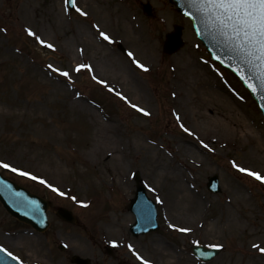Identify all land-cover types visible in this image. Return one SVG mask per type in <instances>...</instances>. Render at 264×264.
Instances as JSON below:
<instances>
[{"label": "rangeland", "instance_id": "rangeland-1", "mask_svg": "<svg viewBox=\"0 0 264 264\" xmlns=\"http://www.w3.org/2000/svg\"><path fill=\"white\" fill-rule=\"evenodd\" d=\"M146 1L150 15L141 9ZM174 24L183 27L184 45L166 54L164 35ZM28 28L54 47L28 35ZM80 64L91 70L77 72ZM213 118L238 128L224 134L220 126L219 133ZM195 132L217 138L196 140ZM186 140L198 148L188 149ZM0 162L11 165L0 167L5 175L51 201L43 232L0 205V246L23 264H73L74 254L90 264H142L134 251L150 264H264V254L252 247L264 246V183L233 167L235 162L264 175V117L169 0H75L73 10L64 0H0ZM153 162L163 170L155 171ZM171 168L186 182L170 186L173 196L185 199L183 215L164 213L176 176ZM136 172L156 204L159 228L133 236L128 201ZM213 174L218 193L205 186ZM192 201L198 202L193 210ZM57 207L69 209L75 224L62 221ZM194 244L223 247L202 262L191 253Z\"/></svg>", "mask_w": 264, "mask_h": 264}, {"label": "water", "instance_id": "water-1", "mask_svg": "<svg viewBox=\"0 0 264 264\" xmlns=\"http://www.w3.org/2000/svg\"><path fill=\"white\" fill-rule=\"evenodd\" d=\"M177 10L182 14L191 17L197 36L211 53L214 60L232 71L246 89L250 92L254 100L259 105L264 115V86L261 84L260 74L247 62L235 47V41L230 40L221 31L213 26V22L204 16L197 7L190 3V0H171ZM69 7L73 5L69 3ZM143 10L150 14L151 7L148 3L143 4ZM180 25H174L173 31L165 34L163 43L164 53L171 54L177 51L183 44L181 39ZM252 84L257 89L253 91L249 87ZM136 192L135 197L130 201L129 209L135 214V223L131 226V231L137 235L157 229L155 204L149 200L145 191L140 185L139 175H135ZM207 188L211 191H218L217 176L209 178ZM0 202L5 209L20 221L29 223L35 229L41 231L47 227L46 210L50 202L44 200L25 188L19 186L0 174ZM62 219L73 222L74 217L71 212L64 208L56 211ZM193 253L202 260H210L217 253L216 248L203 246H193ZM76 264H89L88 259L74 255L71 259ZM0 264H20L5 251L0 250Z\"/></svg>", "mask_w": 264, "mask_h": 264}, {"label": "snow or ice", "instance_id": "snow-or-ice-1", "mask_svg": "<svg viewBox=\"0 0 264 264\" xmlns=\"http://www.w3.org/2000/svg\"><path fill=\"white\" fill-rule=\"evenodd\" d=\"M64 3L65 5L71 3L75 6V0H64ZM190 3L196 6L198 11H200L204 16L209 18V20L213 22V26L218 28L222 34L227 36L230 40L235 41V47L240 54L247 59V62H249L256 69V71L259 72L261 84L264 86V0H190ZM76 10L80 12L81 15L87 16V13L83 12L81 9L77 8ZM27 33L28 35L35 37L41 44H45L46 47H54L51 43H46L44 40L40 39V37L37 36L31 28L27 29ZM99 35L105 41H111V38L107 33L100 31ZM128 55L132 56L133 54L129 52ZM135 63L139 68L145 71L148 70L139 60H136ZM48 67L52 69L53 66L49 65ZM81 69L91 70V66L87 64H80L77 66L76 71L79 72ZM53 70L63 77L70 79L68 71H63L59 68H55ZM99 83L106 85V82L103 80H100ZM249 87L252 88L253 91L257 90L252 84H249ZM111 90L112 89H110V91ZM116 94L120 96L121 99L125 100V102L130 103L132 108L144 115H150V113H148L144 108L128 101V98L123 96L121 93ZM177 118L179 119V117ZM181 127L184 128L183 125H181ZM184 131L188 132L189 130L184 128ZM201 144H203L205 148L208 147V145L204 144L203 141H201ZM0 167L10 168L11 165L0 162ZM233 167H235L239 172L246 173L247 175L264 183V175H261L260 172L241 167L235 162H233ZM12 171L15 172L18 170L16 168H12ZM22 174L25 176L30 175V173L27 172ZM33 179H36V177H33ZM49 187L52 186L49 185ZM54 190L59 192V189ZM59 194L65 195L63 192H60ZM171 227L176 228L177 226L171 225ZM178 230L181 232L190 231L188 228H179ZM115 243L116 242L113 241V244ZM212 247L221 248L223 245L215 244L212 245ZM252 247L264 254V246L253 244ZM129 248L131 249L132 246L129 245ZM0 250L5 249L0 248ZM8 255L11 256L12 253L9 252ZM134 255H136V258L140 260L142 264H150V262L140 256L139 253L134 251Z\"/></svg>", "mask_w": 264, "mask_h": 264}, {"label": "bare ground", "instance_id": "bare-ground-1", "mask_svg": "<svg viewBox=\"0 0 264 264\" xmlns=\"http://www.w3.org/2000/svg\"><path fill=\"white\" fill-rule=\"evenodd\" d=\"M133 25L134 26H136V24L135 23H133ZM72 39L74 40V39H76V37H72ZM122 74L124 73V71H122L121 72ZM227 107V106H226ZM228 108V107H227ZM212 113L214 112V111H211ZM220 113V112H219ZM216 115H218V113H216ZM213 123L214 124H216V125H218V130H219V133H220V126H223L225 123H223V124H220V122H219V120L217 119V118H213ZM227 124H230L231 125V123L229 122V121H227L226 122ZM223 128L225 129L224 130V134H233V132L235 131L236 132V130H234L233 128H238L235 124H233L232 126H230L229 128H227V127H224L223 126ZM191 132V131H190ZM196 133V132H195ZM246 134H248L249 136H251V137H253L254 135H255V133L253 132V130L252 129H248V131H246ZM194 137H195V139L196 140H198L200 137H204V139L206 140V141H208V142H211V141H213L214 139H216L217 138V136H213L212 134H209V133H206V134H203V135H201L200 133H196L195 135H194ZM185 143H187L186 145H185V147H187L188 149H191V146L192 147H196V148H198V146L194 143V142H191L190 140H186V142ZM216 143H217V141H216ZM113 156V154H112V152L110 153V158ZM113 166L114 165V163L113 164H110V165H108V166ZM153 168H154V170L155 171H158V170H163V166L160 164V163H158V162H153ZM168 170H170L174 175H176V176H174L173 178H171L170 180V182H169V187H168V191L166 192V194L168 193V195H169V199H168V201H166L165 202V210H164V213H165V215L166 216H170V211L171 212H173L175 215H183V211H182V208H181V206H180V203L182 202H184L185 201V199H184V197L182 196V194H179L178 195V198H176L175 196H173L171 193H170V191H171V189H170V186H173L174 188H176V186H177V184H178V181H180L182 178H181V176H178V174H179V171H178V169L177 168H171V169H167V171ZM167 173V172H166ZM166 173L164 172V173H162L163 174V176H165L166 175ZM154 179V178H153ZM155 180V179H154ZM183 181H184V179H182ZM184 183H186L185 181H184ZM179 187H180V185H179ZM177 191H179V190H181V188H178V189H176ZM186 190L187 191H189L187 188H186ZM241 193V192H240ZM188 194H189V199H190V197H192L193 199H199V200H201L202 199V197L198 194V193H195V194H191L190 192H188ZM194 195V196H193ZM201 202H203V200H201ZM192 205H193V207L192 208H190L191 210H193L196 206H197V204H198V202L197 201H192V202H190ZM190 203H189V206H190ZM228 203V202H227ZM229 204V203H228ZM189 209V210H190ZM168 210V211H167ZM176 212H177V214H176Z\"/></svg>", "mask_w": 264, "mask_h": 264}]
</instances>
